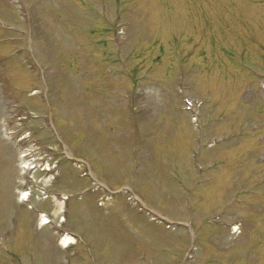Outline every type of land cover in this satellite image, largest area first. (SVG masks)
Wrapping results in <instances>:
<instances>
[{
  "label": "rangeland",
  "instance_id": "rangeland-1",
  "mask_svg": "<svg viewBox=\"0 0 264 264\" xmlns=\"http://www.w3.org/2000/svg\"><path fill=\"white\" fill-rule=\"evenodd\" d=\"M26 1L32 45L0 0V264H264V0ZM139 192L193 232L137 212Z\"/></svg>",
  "mask_w": 264,
  "mask_h": 264
},
{
  "label": "bare ground",
  "instance_id": "bare-ground-1",
  "mask_svg": "<svg viewBox=\"0 0 264 264\" xmlns=\"http://www.w3.org/2000/svg\"><path fill=\"white\" fill-rule=\"evenodd\" d=\"M67 241H72V239L71 238H65L64 242L66 243Z\"/></svg>",
  "mask_w": 264,
  "mask_h": 264
}]
</instances>
